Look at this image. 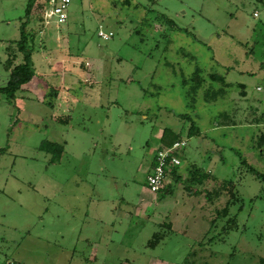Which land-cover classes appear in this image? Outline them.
<instances>
[{"label": "rangeland", "instance_id": "rangeland-1", "mask_svg": "<svg viewBox=\"0 0 264 264\" xmlns=\"http://www.w3.org/2000/svg\"><path fill=\"white\" fill-rule=\"evenodd\" d=\"M40 2L0 0V87L27 20L34 73L71 57L45 91L0 93V264H264V0H71L49 25ZM166 128L180 179L152 192Z\"/></svg>", "mask_w": 264, "mask_h": 264}, {"label": "trees", "instance_id": "trees-1", "mask_svg": "<svg viewBox=\"0 0 264 264\" xmlns=\"http://www.w3.org/2000/svg\"><path fill=\"white\" fill-rule=\"evenodd\" d=\"M27 10L28 12H30V7ZM40 20L43 21L42 16L40 17ZM27 23H28V20L25 21L23 25L21 26V35H20V38L15 42L16 44L14 45V47L12 46L8 47V50L10 49L11 50L8 54V58L5 61V66L10 72L9 80L6 86L0 87V93H6L12 97H15L17 92L20 89H22V87L25 84H28L29 82H31L32 79L34 78V67H33V60H32L33 45L32 44L30 45L29 43L30 33H27V27H26ZM193 124H192L191 129L194 127ZM179 140H182V138H180L179 132H175L171 130L170 128H166L163 131V134L160 139L161 143L165 146H172L174 142L179 141ZM178 168L179 166L172 167L171 171L169 172L171 177L173 176V177L180 179L179 178L180 175L177 172ZM189 173L192 176L190 178L191 181L195 183L199 181L201 184H203L204 180L206 181L208 179V177H206V173H204L201 170V168L197 166L196 167L192 166V169L190 170ZM262 179H264V176L262 177ZM224 183H225V186H224L225 188H226V185L228 186L227 190L230 193V198L228 199L222 211L220 209L217 211L219 213L228 212V204L232 202V200L235 197L234 184L230 182L228 183L226 181H224ZM170 186H171L170 184L169 185L167 184L161 190H168ZM232 221L234 222L233 219ZM162 225L166 227V229H168V232L172 231V225L169 221L164 222ZM233 226L234 225L230 223L229 225L227 224L224 229L228 231L231 228H233ZM163 237H164V234H160V235L158 234V236H155V240L153 244L160 242L163 239ZM7 259H12V258H7ZM13 260L18 264H22L15 259ZM262 260L264 261V258ZM5 262L3 264H6Z\"/></svg>", "mask_w": 264, "mask_h": 264}, {"label": "built area", "instance_id": "built-area-1", "mask_svg": "<svg viewBox=\"0 0 264 264\" xmlns=\"http://www.w3.org/2000/svg\"><path fill=\"white\" fill-rule=\"evenodd\" d=\"M42 12L41 16L46 25L49 24H63L67 23L68 7L71 0H41ZM257 16L258 12L255 11ZM112 31L109 33L104 30H99V35L104 39H109L112 36ZM187 145L185 139L176 141L172 146H165L161 144L154 154L152 169L147 176L148 187L152 192L160 191L167 184L170 183V174L173 166H180L181 158L178 152ZM6 264H18L13 259H7Z\"/></svg>", "mask_w": 264, "mask_h": 264}, {"label": "crops", "instance_id": "crops-1", "mask_svg": "<svg viewBox=\"0 0 264 264\" xmlns=\"http://www.w3.org/2000/svg\"><path fill=\"white\" fill-rule=\"evenodd\" d=\"M54 49H57L58 50L57 57H54L55 60L49 59L51 55H47L46 57L43 56V58L45 57V60L47 59V64L49 65V66H46L45 65V70L47 72L46 75H44V76L41 75V71H40V66L41 65L40 66L37 65V69L35 68L34 78H33L32 82H31V84L28 83L29 85H27V84L24 85V86H29L28 89H38V87H40V84H42V86L44 88V91H45V89H48L51 86L50 85V82H52V76L55 75L56 73H59V68H61V66L64 65L65 61H69L71 59L70 56L64 55V52L60 48H53V50ZM39 62H40V58H39ZM61 72H64V71H61ZM49 76L51 77V81L50 82L46 81ZM56 81H59V82H56V83H61L62 80L59 79V80H56ZM61 84H56L57 85L56 89H60V90L64 89L65 87L63 85H61ZM24 86H23V88H24ZM44 91H39V92L42 94ZM194 131L196 132L197 130H194ZM162 134H163V131H160L159 132V135H160L159 136V140L161 139ZM161 144L162 143L160 141L159 146ZM151 165H152V163H151ZM149 201L150 200H144V199L141 200L140 206H143L144 207L145 205H149ZM190 202H191V200H190ZM193 202H195V201H193ZM179 212L177 211L174 216H170L171 217L170 220L168 219L169 216L167 215L166 216L167 217V220H164L165 222L166 221H169L171 223V225H172V234L181 232L184 229V224H181V221H180V218L181 217H180ZM196 217H198V216H195V218ZM201 218H202V216H201ZM162 222L163 221H160V224ZM181 263H183V262H181ZM181 263H174L172 260H169L167 258H163V257H159V256L156 257L155 256V257H151L148 260V263L147 264H181ZM126 264H131V263L127 262Z\"/></svg>", "mask_w": 264, "mask_h": 264}]
</instances>
